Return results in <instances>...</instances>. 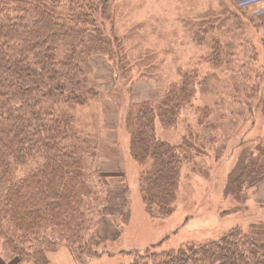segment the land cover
<instances>
[{
	"label": "trees",
	"instance_id": "1",
	"mask_svg": "<svg viewBox=\"0 0 264 264\" xmlns=\"http://www.w3.org/2000/svg\"><path fill=\"white\" fill-rule=\"evenodd\" d=\"M108 5V0H0V252L48 257L68 249L84 258L88 235L102 217L128 216L122 176L101 181L95 170L98 137L80 133L74 121L76 106L101 96L90 79L88 57L109 52L99 20ZM186 83H177L157 103H131L128 117L129 153L142 165L139 192L162 238L116 253L93 249L76 264H264V234L235 226L212 235L220 195L201 209L200 192L177 199L180 167L197 138L190 132L172 143L155 128L158 120L164 125L177 120L178 108L196 89ZM239 157L228 179L232 191L223 193L236 211L241 203L231 195L264 177V147L249 145ZM114 189L121 192L116 213ZM204 210L206 220L200 218ZM171 216L170 224L162 222Z\"/></svg>",
	"mask_w": 264,
	"mask_h": 264
},
{
	"label": "rangeland",
	"instance_id": "2",
	"mask_svg": "<svg viewBox=\"0 0 264 264\" xmlns=\"http://www.w3.org/2000/svg\"><path fill=\"white\" fill-rule=\"evenodd\" d=\"M108 3L99 20L110 41L109 52L88 57L90 79L101 96L76 106L74 121L80 133L98 137L95 170L101 181L122 176L128 216L102 217L88 235L84 258L68 249L48 252V257L0 252V264H76L87 260L93 249L116 253L162 238L161 227L148 215L139 192L142 165L129 153L128 117L131 103L146 99L157 103L183 80L186 85L194 83L195 93L178 108L174 123L164 125L157 119L155 128L158 137L172 143L183 136L188 139L190 132L197 138L198 146L190 149V157L180 167L177 199L200 192L201 209L206 200L220 195L213 208L218 213L212 223L215 237L235 226L264 234V177L240 195H231L234 203H241L240 211L223 198L231 190L229 175L243 148L264 147V0ZM120 193L114 189L111 195L114 213L119 210ZM208 217L202 211L200 218ZM173 218L162 222L170 224Z\"/></svg>",
	"mask_w": 264,
	"mask_h": 264
}]
</instances>
